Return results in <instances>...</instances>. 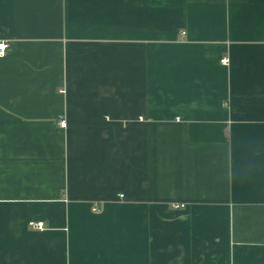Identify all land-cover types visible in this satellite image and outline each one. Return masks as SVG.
I'll use <instances>...</instances> for the list:
<instances>
[{"label": "crops", "instance_id": "obj_1", "mask_svg": "<svg viewBox=\"0 0 264 264\" xmlns=\"http://www.w3.org/2000/svg\"><path fill=\"white\" fill-rule=\"evenodd\" d=\"M0 40V264H264V0H0Z\"/></svg>", "mask_w": 264, "mask_h": 264}, {"label": "built area", "instance_id": "obj_2", "mask_svg": "<svg viewBox=\"0 0 264 264\" xmlns=\"http://www.w3.org/2000/svg\"><path fill=\"white\" fill-rule=\"evenodd\" d=\"M185 30H182V33H184ZM9 43L6 40H0V55H4L6 54L7 48H8ZM221 62L224 64H228L229 63V58L228 56H224L221 58ZM59 124L62 127H65L67 125V120L66 117L63 116L60 118L59 120ZM121 196H123V194H121ZM184 204H175L176 207L179 206H183ZM94 209H96V207H94ZM28 225L33 227V228H38V229H44L45 228V221L42 219H30L28 221Z\"/></svg>", "mask_w": 264, "mask_h": 264}]
</instances>
